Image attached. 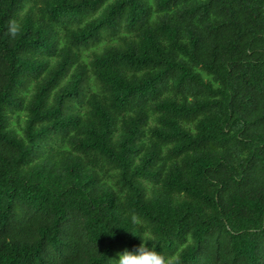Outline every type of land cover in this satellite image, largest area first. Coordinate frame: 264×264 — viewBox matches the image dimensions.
I'll list each match as a JSON object with an SVG mask.
<instances>
[{"label":"trees","instance_id":"1","mask_svg":"<svg viewBox=\"0 0 264 264\" xmlns=\"http://www.w3.org/2000/svg\"><path fill=\"white\" fill-rule=\"evenodd\" d=\"M148 228L264 264V0H0V264H115Z\"/></svg>","mask_w":264,"mask_h":264},{"label":"clouds","instance_id":"2","mask_svg":"<svg viewBox=\"0 0 264 264\" xmlns=\"http://www.w3.org/2000/svg\"><path fill=\"white\" fill-rule=\"evenodd\" d=\"M150 234L151 229H146L144 237L140 238V245L131 251L125 249L119 253L118 258L113 260L115 264H179V254L166 255L144 242Z\"/></svg>","mask_w":264,"mask_h":264},{"label":"rangeland","instance_id":"3","mask_svg":"<svg viewBox=\"0 0 264 264\" xmlns=\"http://www.w3.org/2000/svg\"><path fill=\"white\" fill-rule=\"evenodd\" d=\"M95 50H98V49H90V50H85L83 52L84 54V57H85V60L88 62L90 61V57L93 55V53L95 52Z\"/></svg>","mask_w":264,"mask_h":264}]
</instances>
